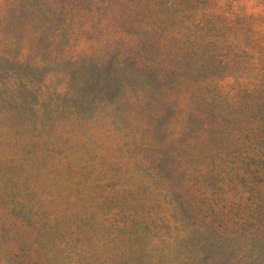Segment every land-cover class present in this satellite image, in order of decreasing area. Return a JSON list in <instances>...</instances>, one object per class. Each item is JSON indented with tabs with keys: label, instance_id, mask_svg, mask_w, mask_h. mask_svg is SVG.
I'll list each match as a JSON object with an SVG mask.
<instances>
[{
	"label": "rangeland",
	"instance_id": "374dc122",
	"mask_svg": "<svg viewBox=\"0 0 264 264\" xmlns=\"http://www.w3.org/2000/svg\"><path fill=\"white\" fill-rule=\"evenodd\" d=\"M0 264H264V0H0Z\"/></svg>",
	"mask_w": 264,
	"mask_h": 264
}]
</instances>
